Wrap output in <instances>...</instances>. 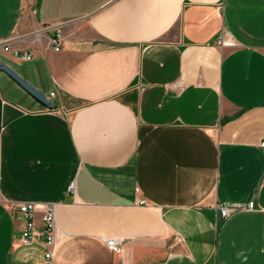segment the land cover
Listing matches in <instances>:
<instances>
[{
  "label": "crops",
  "instance_id": "obj_1",
  "mask_svg": "<svg viewBox=\"0 0 264 264\" xmlns=\"http://www.w3.org/2000/svg\"><path fill=\"white\" fill-rule=\"evenodd\" d=\"M2 40L55 105L0 69V264H264V0H0Z\"/></svg>",
  "mask_w": 264,
  "mask_h": 264
},
{
  "label": "built area",
  "instance_id": "obj_2",
  "mask_svg": "<svg viewBox=\"0 0 264 264\" xmlns=\"http://www.w3.org/2000/svg\"><path fill=\"white\" fill-rule=\"evenodd\" d=\"M62 36L60 35L59 41L55 44L56 49L61 48V41ZM7 40H2L0 42V45L4 46L6 50H10L11 47L6 44ZM226 41L224 39L219 40L220 45H226ZM15 54L20 57L23 60H28L32 58V53L25 52L21 53L18 49H14ZM55 96V92H52L51 97ZM75 184L72 182L69 185V190L74 191ZM140 204H147V200L143 199L140 201ZM244 205L241 204H232V203H223L220 204V215L222 217H228L230 214H232L235 210L239 208H243ZM254 203L250 202L246 208H253ZM10 208L14 211H18L25 219L26 223L23 228V233L20 237V242L29 244L33 243L37 240L39 235H45L44 243L47 247L46 249V257L48 259H53L54 257V250L56 246V239H55V224H56V206L55 204H50L46 208V212L43 216L45 227L43 230L37 229V223L35 220V211H36V204L34 202H24L20 204H12ZM108 246L112 250H121L118 246V241L115 238L108 239L107 240Z\"/></svg>",
  "mask_w": 264,
  "mask_h": 264
},
{
  "label": "water",
  "instance_id": "obj_3",
  "mask_svg": "<svg viewBox=\"0 0 264 264\" xmlns=\"http://www.w3.org/2000/svg\"><path fill=\"white\" fill-rule=\"evenodd\" d=\"M0 69L6 71L12 78H14L19 84H21L28 92L34 97L43 102L46 106L52 108L55 105L53 98H49L45 92L35 87L31 82L21 76L13 67L6 62H0Z\"/></svg>",
  "mask_w": 264,
  "mask_h": 264
}]
</instances>
